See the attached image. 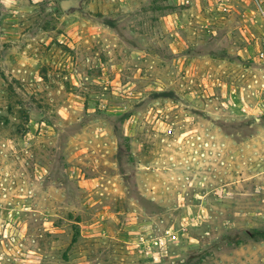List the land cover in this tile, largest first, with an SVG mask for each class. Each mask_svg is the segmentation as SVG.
I'll use <instances>...</instances> for the list:
<instances>
[{"label":"rangeland","instance_id":"rangeland-1","mask_svg":"<svg viewBox=\"0 0 264 264\" xmlns=\"http://www.w3.org/2000/svg\"><path fill=\"white\" fill-rule=\"evenodd\" d=\"M264 0H0V264H264Z\"/></svg>","mask_w":264,"mask_h":264},{"label":"trees","instance_id":"trees-1","mask_svg":"<svg viewBox=\"0 0 264 264\" xmlns=\"http://www.w3.org/2000/svg\"><path fill=\"white\" fill-rule=\"evenodd\" d=\"M254 233V235H255V239L256 240H264V235L263 234H260V233H258V232H253Z\"/></svg>","mask_w":264,"mask_h":264},{"label":"built area","instance_id":"built-area-1","mask_svg":"<svg viewBox=\"0 0 264 264\" xmlns=\"http://www.w3.org/2000/svg\"><path fill=\"white\" fill-rule=\"evenodd\" d=\"M259 58H260L261 60H264V46H263L262 50H261L260 53H259Z\"/></svg>","mask_w":264,"mask_h":264}]
</instances>
